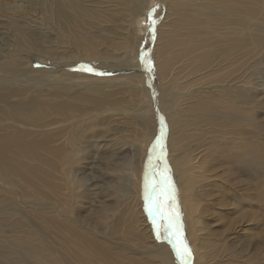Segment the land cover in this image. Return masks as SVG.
Instances as JSON below:
<instances>
[{
  "label": "bare ground",
  "instance_id": "6f19581e",
  "mask_svg": "<svg viewBox=\"0 0 264 264\" xmlns=\"http://www.w3.org/2000/svg\"><path fill=\"white\" fill-rule=\"evenodd\" d=\"M150 2L42 0L38 11L21 16L20 9L9 21L21 25L17 58L0 51V184L9 194L5 197L0 192V223L9 219L8 210H12L11 220L17 228L0 233L3 262L264 264L261 252H251L246 260L244 249L235 243L230 250L235 259L222 258L226 245L220 248L221 229L213 230L210 225L213 200L207 203L221 181L211 177L214 144L195 143L175 151L171 117L163 108L177 99L169 90L175 46L178 58L193 53V43L199 44L204 33L210 36L209 53L213 49L220 60L202 67L192 55L197 65L186 63L179 68L181 73L193 67L189 72L193 79H183L187 89L183 97L193 98L192 108L210 109L228 102L240 108L237 92L242 88L236 84L251 77L246 78L242 70L241 21L234 23V19L244 18L243 0H158L153 29L143 34L138 46V40H133L140 33L136 23H132L135 32L109 35H122L118 45L126 44L121 53L114 54V42L100 29L106 21L112 24L102 26L105 32L117 29L107 11L114 14L116 6L121 10L125 6L131 17L125 22L131 23L146 14ZM0 4L8 3L0 0ZM171 21L176 27L167 32L163 25L167 22L170 27ZM204 27L208 28L205 32ZM3 33L7 32L0 30ZM185 42L192 44L188 48ZM60 47L64 50L59 51ZM34 59L57 64L33 68ZM88 66L96 71L85 70ZM211 82L215 83L210 91ZM119 92L126 96L118 98ZM130 95L136 99L126 105ZM119 123L123 125L121 134L130 128L134 132L132 145L141 149L136 161L120 156L122 136L107 140L110 132H117L113 127ZM216 146L226 150L221 141ZM232 151L233 159L240 162L245 160L244 152L249 154V145L240 140ZM166 167L171 186L159 182ZM247 170L244 178L253 176V186L257 187L259 170ZM222 175L230 178L228 172L222 171ZM231 178L243 181L240 176ZM146 183L162 212L180 214L190 259L176 256L173 245L165 239L167 220L163 218L157 220L161 232L157 238L145 200ZM169 195L175 198L174 204ZM7 199H11L8 206ZM217 204L214 202V209ZM11 223L2 224V228ZM24 238L37 239L39 244L18 249ZM255 248L259 250V246Z\"/></svg>",
  "mask_w": 264,
  "mask_h": 264
},
{
  "label": "rangeland",
  "instance_id": "374dc122",
  "mask_svg": "<svg viewBox=\"0 0 264 264\" xmlns=\"http://www.w3.org/2000/svg\"><path fill=\"white\" fill-rule=\"evenodd\" d=\"M3 1L8 4H3L4 7L0 4V30L6 31L7 33L0 34V51L2 50L1 53L8 52L16 57L19 51L16 48V40L18 27L21 24L16 21L14 24H9V21H11L15 12L20 9L21 12H19V15L21 16H24V13L38 11V5L41 4L42 0ZM132 4L134 3L131 2ZM158 5V0H151L146 14L136 19L134 18L131 23L125 22L131 19L129 12L124 9L125 6H122V10L120 6H116L114 14L107 11L109 18L115 19L113 24H115L117 29L112 32H105V28H102V26H109L112 24L110 21H106L101 25L100 29L103 36L109 37L114 42V54L121 53L126 44L122 42L118 45L122 35L117 36V38L116 36L111 37L109 35L135 32L134 24L132 23H136V26L140 27V33H137L138 36L133 40H138V46L143 38V34L153 29L152 21L159 9ZM13 7H15V10H13ZM117 7H119L118 10H116ZM241 7H243L244 18L234 19V23L238 24L241 21V25H238V27H241L243 33L242 56L244 64H242V70L246 78L247 76L251 77L247 79V82H238L236 84V86L242 88L237 92L242 101L240 108H237L233 102H228L227 106L224 104L214 105L220 107L210 109L192 108L190 102L193 98L187 100L183 97V94L187 92L186 87L184 88L185 83H183V79L186 77L193 79V76L189 73L193 67L192 69L189 67L190 69L183 70L181 73L179 72V68L186 63H191L192 66H196L197 63L192 59V55L197 56V62H200L202 67H205L210 61L216 63L220 60L219 54L214 55L213 49L211 50V54L209 53L210 46L208 38L210 36L206 33L203 34L199 44L197 41L193 43V53L191 51L188 54L185 53L184 57L180 56L178 58V46H175L177 50L171 57V66L174 67V70L169 83V90L177 94V99L163 104V108L171 117L173 142L175 144L173 148L175 151L180 149L186 150L187 148L195 146V143L202 144L211 142L214 144L213 166L211 165L214 170L212 169L213 171H211V177L213 179L219 178L221 181L219 183L217 181V186L207 201V203H210L213 200L212 210L209 211L211 214H209V218L212 222L210 225L213 227V230L221 229L220 232L223 235H221L223 239L220 248L222 249L223 245H226V249L221 250L224 256L222 258H226L231 262L232 259H235L234 257L232 258V254L230 253L231 248L234 247V243L235 247L244 249L243 254L246 255V260L250 259L249 254L255 251L261 252V256L264 258V0H243ZM147 18L149 19L148 21ZM167 25V22L163 25L167 32L174 31L176 26L172 21L170 27ZM143 27H146V30ZM183 29L185 28H182L181 31L185 32L186 29L184 31ZM206 30L208 28L204 27L203 31L205 32ZM178 36L176 35L175 37L178 38ZM61 40L59 43H61ZM190 44L192 42H185L184 46L189 48ZM120 47L123 48L119 49ZM127 48L130 50L128 46ZM58 50L63 51L64 47H60ZM53 62L57 64L55 61L49 62L48 59H44L43 61L34 59L32 66L33 68L50 67L54 65ZM58 64L59 66H63L62 62ZM214 83L211 82L208 84L209 86L207 85L210 91ZM188 87H193L189 85V80ZM111 88H113L112 85ZM128 90L131 92L130 88ZM116 96L118 98H124L126 94L119 92ZM135 99L133 95H130L128 98L129 102L126 105H130ZM169 106L176 108L171 109ZM122 126L119 123L116 127H113L116 128L115 131L117 132H110L107 140L115 139L119 135L122 136L119 149L120 156L125 158L126 161H130L131 158H134L136 161L141 156V149L140 147L138 148L132 145L134 142L132 128L121 134L119 131L122 129ZM240 140L244 141L246 145H249V154L244 152V156H242L241 153H235L245 158V160L236 162L233 159L232 149H236V144L240 143ZM220 141L226 150L223 147L218 148L216 146ZM200 151L202 154V149ZM201 154L198 156H201ZM250 168H254L256 173L259 170L257 174L260 176V179L257 182V187L253 186V176L248 175V177L246 176L244 178V173L248 172L247 169ZM222 171L228 172L230 178L227 179L222 175ZM231 175L234 177L240 176L243 181L238 182L237 180H232ZM0 192L4 193L5 197H9V194L6 193V190L1 184ZM221 193L223 197L220 196ZM10 200H6L5 203L7 206L10 204ZM214 202H218L216 209L213 208L215 207ZM8 211H11L8 216L9 219L0 223V229L2 228V224L10 221L12 223L6 229L3 227L0 233L5 232L9 228H17L15 220H11L14 211ZM18 217L16 215L15 218L17 219ZM30 244L38 245L39 241L37 239L24 238L18 249L28 247ZM256 246H259V250L255 248ZM2 260L4 259H0V264H8ZM41 264H45V262ZM221 264H225V262ZM243 264H248V262L245 261Z\"/></svg>",
  "mask_w": 264,
  "mask_h": 264
},
{
  "label": "snow or ice",
  "instance_id": "6c2138e0",
  "mask_svg": "<svg viewBox=\"0 0 264 264\" xmlns=\"http://www.w3.org/2000/svg\"><path fill=\"white\" fill-rule=\"evenodd\" d=\"M155 20L152 21L153 24H155ZM85 70L95 72L96 70L92 68L91 66H88ZM151 164V160L149 161ZM168 169L165 168V171L161 173L160 176V183L162 184H168L171 186V181L166 175ZM155 191V182L153 185V192ZM168 199L174 204L175 198L171 195L168 196ZM145 200L148 202V211L149 215L152 216L153 225L157 227V238L161 237V232L159 230V225L157 224L158 218H163L167 220V226L165 227L164 231L168 232V236L165 237L174 247L176 256L184 260L185 258L190 259L191 258V250L187 244V241L183 237V233L180 227L179 223V216L180 214L178 212L172 211L170 214H165L161 211L159 201L155 200L153 201L151 199L150 193L148 192V185L145 184ZM186 264V260H185Z\"/></svg>",
  "mask_w": 264,
  "mask_h": 264
}]
</instances>
